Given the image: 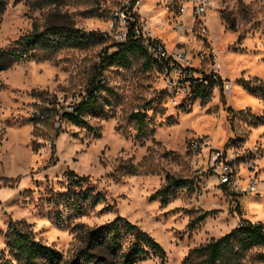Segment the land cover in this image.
Returning a JSON list of instances; mask_svg holds the SVG:
<instances>
[{
	"label": "rangeland",
	"instance_id": "1",
	"mask_svg": "<svg viewBox=\"0 0 264 264\" xmlns=\"http://www.w3.org/2000/svg\"><path fill=\"white\" fill-rule=\"evenodd\" d=\"M109 10L106 0H5L0 11V47L33 26L67 25L86 35L81 45L0 70V255L12 264L19 263L5 234L15 221L64 260L84 245L88 228L125 217L165 251L142 264H204L201 255L187 260L192 248L244 219L264 225V0H215L203 43L195 29L187 66L193 77L219 79L207 99L193 97L185 75L142 53L128 64L102 61L113 50ZM167 41L171 48L172 34ZM95 74L105 88L75 124L62 114ZM216 149L241 188L257 181L255 192L219 182L208 163ZM69 171L86 179L73 182ZM171 177L192 188L176 187L164 202L152 196ZM88 188L102 198L79 200V213L72 200ZM263 251L255 245L220 264H264Z\"/></svg>",
	"mask_w": 264,
	"mask_h": 264
},
{
	"label": "trees",
	"instance_id": "2",
	"mask_svg": "<svg viewBox=\"0 0 264 264\" xmlns=\"http://www.w3.org/2000/svg\"><path fill=\"white\" fill-rule=\"evenodd\" d=\"M4 7L5 0H0V11ZM85 37L81 30L72 26L48 25L41 29L33 26L30 32L16 38L9 47H0V70L8 68L15 62L37 58L40 54L48 55L61 48L81 45L85 42ZM136 53L144 54L135 41L129 40L117 44L111 52L106 50L102 61L128 64L129 55ZM212 85L211 74L204 75L201 82L195 85L193 97L209 98ZM103 88L104 81L97 74L93 75L91 85L86 87L71 112H65L62 116L75 124H80L82 115L95 106ZM132 117L139 124L143 123V115L140 112H133ZM68 176L74 178L73 182L86 179V176L78 175L74 171H69ZM187 184L192 188L191 183H187L186 180L171 177L152 196H159L164 202L176 187ZM101 198L99 193L95 194L88 188L86 191L75 193L72 204L78 209L77 212L81 213L79 200L96 205ZM207 213L199 218L203 219ZM242 221V224L228 233L192 248L187 260L189 261L193 255H201L204 257V264H220L224 259L237 257L252 246L261 245L264 248L263 223L247 219ZM195 222L193 220L191 225ZM18 224V221L10 222L5 236L8 252L19 264H142L152 256H158L160 259L165 257V251L157 240L122 216L88 228L84 233V245L64 260L56 249L36 239L31 231L25 229L26 227H19ZM0 264L12 263L0 255Z\"/></svg>",
	"mask_w": 264,
	"mask_h": 264
},
{
	"label": "built area",
	"instance_id": "3",
	"mask_svg": "<svg viewBox=\"0 0 264 264\" xmlns=\"http://www.w3.org/2000/svg\"><path fill=\"white\" fill-rule=\"evenodd\" d=\"M106 2L110 7L108 35L112 42L109 48L114 50L119 43L135 41L151 63L164 70L174 69L185 75L193 93L195 85L201 82V77H193L192 69L187 66L189 59H192L188 44L198 37L196 28L201 31L199 39L202 43L205 41L203 38L205 18L208 11L213 8L215 0H106ZM157 15L158 20L155 19ZM169 34H172V42L175 41L171 48L167 45ZM108 35L102 33L101 36ZM197 56H202V53L198 51ZM211 77L214 87L219 79L215 73L211 74ZM225 90L229 91L230 85L225 86ZM208 163L222 185L232 190L255 192L257 181L251 178L247 186L241 188L233 175L232 166L221 151L212 150ZM242 222L240 221L239 225Z\"/></svg>",
	"mask_w": 264,
	"mask_h": 264
},
{
	"label": "bare ground",
	"instance_id": "4",
	"mask_svg": "<svg viewBox=\"0 0 264 264\" xmlns=\"http://www.w3.org/2000/svg\"><path fill=\"white\" fill-rule=\"evenodd\" d=\"M155 19H156V20H158V19H159V16H158V15H157V16H155ZM257 200H258V199H256V201H257ZM259 200H260V199H259ZM251 202H252V201H251ZM257 202L259 203V201H257ZM257 202H256V203H255V202H253V203L257 204ZM261 204H262V203H261ZM248 206H249V205H248ZM254 207H255V210H256V207H257V206H254ZM254 207H253V208H254ZM260 207H263V205H262V206H260ZM259 209H260V208H258V210H259ZM263 209H264V208H263ZM255 210H254V211H255ZM262 211H263V210H261V212H262ZM255 212H256V211H255ZM256 214H257V213H256ZM256 214H255V215H256ZM258 214H259V213H258ZM258 214H257V215H258Z\"/></svg>",
	"mask_w": 264,
	"mask_h": 264
}]
</instances>
